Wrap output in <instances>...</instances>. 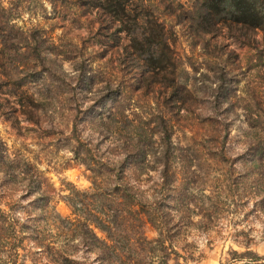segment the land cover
Wrapping results in <instances>:
<instances>
[{
  "label": "rangeland",
  "instance_id": "1",
  "mask_svg": "<svg viewBox=\"0 0 264 264\" xmlns=\"http://www.w3.org/2000/svg\"><path fill=\"white\" fill-rule=\"evenodd\" d=\"M129 2L119 20L106 0H4L11 20L1 35L27 31L34 46L38 28L55 46L46 43L43 60L0 52V152L7 144L21 163L0 165V208L20 200L18 213L44 228L47 208L36 202L49 199L69 216L67 196L92 185L85 164L113 168L105 179L119 181L122 147L104 117L121 89L134 137L144 133L150 152L146 163L132 143L123 179L168 216L165 234L178 251L193 252L189 264H264V29L217 22L205 31L199 0ZM149 21L163 25L174 65L143 80L131 24L144 33ZM144 231L158 238L151 224ZM39 249L33 244L26 264L45 262Z\"/></svg>",
  "mask_w": 264,
  "mask_h": 264
},
{
  "label": "trees",
  "instance_id": "2",
  "mask_svg": "<svg viewBox=\"0 0 264 264\" xmlns=\"http://www.w3.org/2000/svg\"><path fill=\"white\" fill-rule=\"evenodd\" d=\"M129 1L106 0L107 12L123 20L124 12L133 5ZM199 1L198 16L208 27L203 28L205 31H211L217 22L264 29V0ZM18 6L16 4L13 9L17 10ZM9 8L5 6L4 0H0V30L10 24L11 18L6 14ZM148 24L149 28L144 33H138L136 27L139 25L138 22L131 24V27H134L131 45L143 56V80L149 72L155 73L151 77L153 78L159 70L174 65L173 58L168 53L163 25L157 21H149ZM210 25L213 26L211 29ZM123 27H128V24L122 22L120 29ZM18 32V36L11 33L0 34V52L9 49L15 53H23L24 50L27 53H35L40 60L47 59L44 54L51 51L46 52L49 50L46 43L55 45L45 38L42 30L34 29L38 34V42L34 40V46L28 44L29 36L34 39L33 34L23 30ZM158 44L161 45L160 49ZM117 91V99L104 119L107 121L105 123L107 132L112 126L115 129V134H109L114 139L111 143L115 142L117 146L122 147V151L118 150L115 153L117 157H124V162L116 164L115 168L122 175L120 180L107 182L105 179V173L113 172V168L107 169L95 163L85 164L87 170L91 172L89 178L92 185L86 190L76 189L67 196L66 202L71 210L69 216H63L55 206L49 209L51 205L49 199L35 201L38 206L47 208L41 215L44 228L40 226V221L39 224L33 225L31 221L35 218L32 216L18 213L21 207L20 200L8 201L9 209L0 208V264H26L33 244L40 248L38 250L40 259L45 260L43 264H85L88 260H92V264H189V259L194 258L193 252L188 250H185V254L179 252L169 233L165 234L166 231H170L169 219L161 212L157 203L154 205L141 200L135 192V187L123 179L126 173L125 166L134 154L132 143L137 142L136 155L146 163L150 162V152L147 150V136H144V133H139L137 138L134 137L133 119L125 114L129 109V105L125 103L127 98L124 99L121 89ZM32 103L29 101L28 105L33 106ZM25 113L29 120L34 117L32 110ZM153 155L155 157V154ZM19 164L21 163L18 158L10 153L7 144H4L0 152V165L15 169L20 166ZM13 177L8 179L10 185H13L11 181ZM13 189L15 191V188ZM148 224L155 227L158 238H149L146 235L144 228ZM45 228H52L56 233L49 232L45 235ZM96 230L102 232L103 236H99ZM81 251L83 254L80 256ZM250 253L245 252L242 255ZM237 257L240 256L234 251V258ZM259 257L253 255L250 257L253 259L249 260L256 262L260 260ZM36 261L38 260H34L33 263Z\"/></svg>",
  "mask_w": 264,
  "mask_h": 264
}]
</instances>
